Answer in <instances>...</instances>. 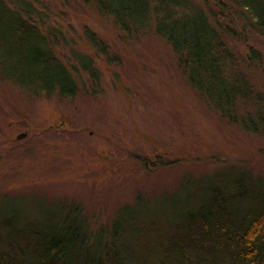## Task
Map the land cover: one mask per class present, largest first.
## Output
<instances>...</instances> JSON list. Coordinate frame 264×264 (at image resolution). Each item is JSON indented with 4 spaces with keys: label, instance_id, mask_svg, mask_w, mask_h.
<instances>
[{
    "label": "rangeland",
    "instance_id": "1",
    "mask_svg": "<svg viewBox=\"0 0 264 264\" xmlns=\"http://www.w3.org/2000/svg\"><path fill=\"white\" fill-rule=\"evenodd\" d=\"M208 2L226 23L217 1ZM32 3L42 12L41 28L63 39L53 46L56 55L69 68L71 50L90 55L100 76L93 86L77 70L82 83L73 97L33 94L0 78V202L21 197L29 211L41 199L78 203L96 229L139 194L160 205L187 178L203 182L227 169L264 182V130L241 123L246 110H264V33L228 35L239 57L247 59L248 45L261 55L248 75L261 100L240 102L242 114L233 122L189 83L170 45L152 29L125 34L83 0ZM231 13L240 28L242 18ZM85 29L107 44L108 56L96 54Z\"/></svg>",
    "mask_w": 264,
    "mask_h": 264
},
{
    "label": "trees",
    "instance_id": "2",
    "mask_svg": "<svg viewBox=\"0 0 264 264\" xmlns=\"http://www.w3.org/2000/svg\"><path fill=\"white\" fill-rule=\"evenodd\" d=\"M83 1L125 34L152 29L170 45L189 83L233 122L240 102L261 100L248 78L260 62L259 50L248 45L246 61L228 35L264 33V0H212L226 23L208 0ZM32 2L0 0V78L45 97H73L82 83L77 70L96 86L100 72L92 56L71 50L75 63L69 68L53 48L63 39L53 28H41L42 12ZM231 11L242 18L240 28ZM83 34L96 54L108 56L95 32ZM246 114V130H264L262 108ZM234 172H214L203 182L184 179L158 206L139 194L96 229L78 203L41 199L29 211L23 198L4 197L0 264H264V182Z\"/></svg>",
    "mask_w": 264,
    "mask_h": 264
},
{
    "label": "water",
    "instance_id": "3",
    "mask_svg": "<svg viewBox=\"0 0 264 264\" xmlns=\"http://www.w3.org/2000/svg\"><path fill=\"white\" fill-rule=\"evenodd\" d=\"M21 136H23V134H22V133H20V134H18V135H17V137H18V138H19V137H21Z\"/></svg>",
    "mask_w": 264,
    "mask_h": 264
}]
</instances>
